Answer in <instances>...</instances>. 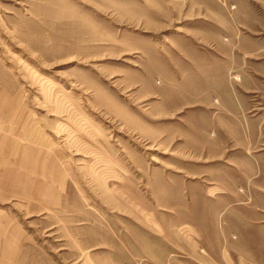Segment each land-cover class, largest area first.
Wrapping results in <instances>:
<instances>
[{
  "label": "rangeland",
  "instance_id": "rangeland-1",
  "mask_svg": "<svg viewBox=\"0 0 264 264\" xmlns=\"http://www.w3.org/2000/svg\"><path fill=\"white\" fill-rule=\"evenodd\" d=\"M0 211L24 264H264V0H0Z\"/></svg>",
  "mask_w": 264,
  "mask_h": 264
},
{
  "label": "crops",
  "instance_id": "crops-1",
  "mask_svg": "<svg viewBox=\"0 0 264 264\" xmlns=\"http://www.w3.org/2000/svg\"><path fill=\"white\" fill-rule=\"evenodd\" d=\"M22 224L0 211V264H24V254L31 244Z\"/></svg>",
  "mask_w": 264,
  "mask_h": 264
}]
</instances>
